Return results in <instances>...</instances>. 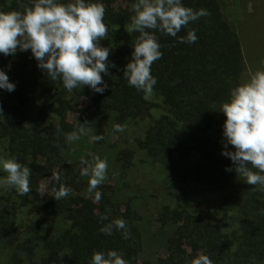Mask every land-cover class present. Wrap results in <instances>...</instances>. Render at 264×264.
Returning <instances> with one entry per match:
<instances>
[{
  "label": "trees",
  "instance_id": "trees-1",
  "mask_svg": "<svg viewBox=\"0 0 264 264\" xmlns=\"http://www.w3.org/2000/svg\"><path fill=\"white\" fill-rule=\"evenodd\" d=\"M33 2L0 0V12L23 11ZM85 2L106 8L109 38L100 44L111 47L108 60L116 67L102 74L108 85L102 94L88 86L69 93L62 79L53 81L38 68L31 50L0 53V70L15 85L12 92L0 89V158L31 169L28 195L0 188V264H90L94 252L110 250L122 252L129 264H191L198 254L213 264H264V191L226 171L235 166L222 155L221 105L248 73L244 42L223 1L182 0L210 13L178 33L195 30L196 43L155 32L163 56L151 66L157 84L150 100L123 76L139 36L127 32L136 0ZM85 123L92 136L104 138L92 142L81 134L85 143L72 149L74 141L64 134ZM116 124L125 130L114 131ZM108 151L111 167L96 189L102 198L93 203L95 191H88L90 175H81L80 161L91 162L89 153L107 160ZM54 171L59 183L51 179ZM6 175L0 167V178ZM60 183L72 192L54 200L52 188ZM117 218L127 222L131 238L99 231ZM151 224L165 252L143 261Z\"/></svg>",
  "mask_w": 264,
  "mask_h": 264
},
{
  "label": "clouds",
  "instance_id": "clouds-1",
  "mask_svg": "<svg viewBox=\"0 0 264 264\" xmlns=\"http://www.w3.org/2000/svg\"><path fill=\"white\" fill-rule=\"evenodd\" d=\"M132 10L134 15L127 26V32H138L132 52V60L123 72L130 87L143 93V99L150 100L154 93L156 78L151 75L152 64L163 56L161 45L155 34L159 31L177 38L183 28L200 17L208 16L206 9L193 10L185 7L182 0H136ZM106 8L102 3H86L85 0H71L58 3L57 0H34L23 11L0 12V53L4 56L15 55L17 51L31 50L38 62L37 66L46 71L48 77L55 81L62 79L64 88L71 93L76 88L88 86L96 93H103L108 85L103 75L109 74L108 57L111 47H102L100 41L108 39V27L104 23ZM195 30L190 29L187 36L178 37L179 43H196ZM99 85V86H98ZM0 89L12 92L15 85L0 70ZM3 109L0 108V114ZM226 116L223 125L222 155L229 158L235 171L246 179L248 185L257 186L254 190L264 191V71H256L247 82L231 89L230 99L221 105ZM85 124L77 130L65 133L67 141L79 140L85 133ZM125 126L116 124L114 131L123 132ZM103 135H94L92 142L102 140ZM231 145L234 151H228ZM59 147V145H56ZM91 162L81 158V175L89 176L88 191H95L93 203H98L102 192L96 191L107 179L108 164L106 159L93 155ZM250 165V166H249ZM0 167L7 173L0 178V188L15 189L19 196L31 192V169L15 158H0ZM255 169V171H254ZM51 179L57 183L61 180L59 172L54 171ZM43 190V188H41ZM54 200L66 198L70 187L60 183L59 188H52ZM106 220V216H101ZM121 231L124 239L131 238L127 222L117 218L105 224L99 231L112 235L113 230ZM90 264H129L122 252L110 250L94 252ZM191 264H213L204 254H198Z\"/></svg>",
  "mask_w": 264,
  "mask_h": 264
},
{
  "label": "rangeland",
  "instance_id": "rangeland-1",
  "mask_svg": "<svg viewBox=\"0 0 264 264\" xmlns=\"http://www.w3.org/2000/svg\"><path fill=\"white\" fill-rule=\"evenodd\" d=\"M224 11L228 19L234 23L236 30L244 42V53L247 61L246 82L250 75L256 71H264V0H222ZM255 7V9H253ZM93 129L86 128L84 138L92 136ZM88 135V136H87ZM85 140V139H84ZM82 140H76L71 145L72 149H78ZM89 140H86V144ZM112 152H107L108 169L112 163ZM108 175V174H107ZM114 174L112 175V178ZM114 181V180H113ZM145 232L144 250L141 254V260L154 261L164 255L165 246L155 225L151 224ZM148 235V236H147Z\"/></svg>",
  "mask_w": 264,
  "mask_h": 264
}]
</instances>
